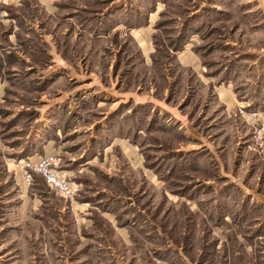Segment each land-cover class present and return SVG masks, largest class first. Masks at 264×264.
<instances>
[{"label":"rangeland","instance_id":"374dc122","mask_svg":"<svg viewBox=\"0 0 264 264\" xmlns=\"http://www.w3.org/2000/svg\"><path fill=\"white\" fill-rule=\"evenodd\" d=\"M55 1L0 0V264H264V0Z\"/></svg>","mask_w":264,"mask_h":264},{"label":"built area","instance_id":"2783aa9c","mask_svg":"<svg viewBox=\"0 0 264 264\" xmlns=\"http://www.w3.org/2000/svg\"><path fill=\"white\" fill-rule=\"evenodd\" d=\"M0 18L2 16L0 15ZM241 116H247L255 124L254 139L257 143L263 144L264 140V111L247 113L240 110ZM19 171L24 183L32 186L35 177H41L46 185L55 191L65 201H74L81 194V185L70 179L68 172L61 166V159L57 156L42 157L40 161L34 162L31 159H24L19 164Z\"/></svg>","mask_w":264,"mask_h":264},{"label":"crops","instance_id":"0c3cea01","mask_svg":"<svg viewBox=\"0 0 264 264\" xmlns=\"http://www.w3.org/2000/svg\"><path fill=\"white\" fill-rule=\"evenodd\" d=\"M40 1L44 6L42 10H43V12H45V15L48 17V13H51L50 10H54L56 8V5H57L56 1L55 0H40ZM1 2L5 3V4H9L8 6H13L15 10H17V8L19 10L22 9L20 7V5H18V4L22 3V0H1ZM245 118H247V120L249 121L248 117H245ZM45 156H50V155H45ZM39 159H41V158L36 159L35 162L40 161ZM256 202L258 203V205L259 204L264 205V199L263 198L258 197Z\"/></svg>","mask_w":264,"mask_h":264},{"label":"trees","instance_id":"16d2710c","mask_svg":"<svg viewBox=\"0 0 264 264\" xmlns=\"http://www.w3.org/2000/svg\"><path fill=\"white\" fill-rule=\"evenodd\" d=\"M44 181V180H43ZM45 183V182H44Z\"/></svg>","mask_w":264,"mask_h":264}]
</instances>
